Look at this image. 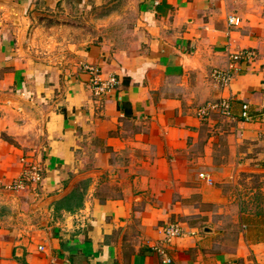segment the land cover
I'll return each mask as SVG.
<instances>
[{
	"label": "crops",
	"instance_id": "obj_1",
	"mask_svg": "<svg viewBox=\"0 0 264 264\" xmlns=\"http://www.w3.org/2000/svg\"><path fill=\"white\" fill-rule=\"evenodd\" d=\"M0 264H264V0H0Z\"/></svg>",
	"mask_w": 264,
	"mask_h": 264
},
{
	"label": "built area",
	"instance_id": "obj_2",
	"mask_svg": "<svg viewBox=\"0 0 264 264\" xmlns=\"http://www.w3.org/2000/svg\"><path fill=\"white\" fill-rule=\"evenodd\" d=\"M230 22L234 24H239L240 20L236 17H230ZM258 54L253 50H240L230 54L231 65L228 69L215 68L211 76L212 78L222 87H227L233 78L232 70H238L239 64L242 61L252 62L257 59ZM85 69L90 74V85L97 93L108 92L114 89L117 85V78L114 75H110L108 78H103L100 69L94 65H85ZM220 110L225 114H231L230 101L225 98L214 99L209 101L205 105L198 108L197 112L199 117L202 119L207 118L211 112ZM243 116L249 118L248 105H244ZM202 177L206 178L208 181H212L208 174H201ZM41 180V173L38 166H33L30 171L24 173L19 179H17L12 187L19 188L22 187L27 181L38 182ZM166 242H171L175 237L181 236L184 230L180 224L172 222L168 223L164 227ZM165 261L170 262L169 257Z\"/></svg>",
	"mask_w": 264,
	"mask_h": 264
},
{
	"label": "trees",
	"instance_id": "obj_3",
	"mask_svg": "<svg viewBox=\"0 0 264 264\" xmlns=\"http://www.w3.org/2000/svg\"><path fill=\"white\" fill-rule=\"evenodd\" d=\"M82 198L83 194L80 189H74L72 193L56 203V208L60 209L66 206L68 209H72L74 206H79L82 204Z\"/></svg>",
	"mask_w": 264,
	"mask_h": 264
}]
</instances>
